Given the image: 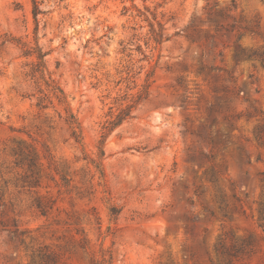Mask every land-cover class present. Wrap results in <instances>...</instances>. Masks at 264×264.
I'll return each instance as SVG.
<instances>
[{
  "label": "rangeland",
  "instance_id": "obj_1",
  "mask_svg": "<svg viewBox=\"0 0 264 264\" xmlns=\"http://www.w3.org/2000/svg\"><path fill=\"white\" fill-rule=\"evenodd\" d=\"M37 1L35 33L33 0H0V264H264V0ZM37 44L84 146L62 107L36 105ZM18 147L41 158L31 191Z\"/></svg>",
  "mask_w": 264,
  "mask_h": 264
},
{
  "label": "trees",
  "instance_id": "obj_2",
  "mask_svg": "<svg viewBox=\"0 0 264 264\" xmlns=\"http://www.w3.org/2000/svg\"><path fill=\"white\" fill-rule=\"evenodd\" d=\"M136 8V7H135ZM147 14L142 13L140 10L138 12L141 14V16L145 17V20L149 24L150 27V38L149 41L153 42L157 47L163 45L165 42L170 40V36L168 35L166 28V24L163 23L161 20H159V17L156 13H150V10L148 8H145ZM125 11L128 12L129 10L125 8ZM33 16L36 23V29L35 33L38 32L39 29V16L41 14H44L42 10L40 9V4L37 0H33ZM218 13L221 16V12H215ZM211 21V20H210ZM15 39H2L1 45H6L8 43L14 44ZM19 45V43H18ZM23 48H26L24 45ZM24 56L27 58H33L36 57L38 60V63L35 64L34 62H31L32 70L27 75L30 77L31 81H34L36 85L39 84V80H42L44 83L45 89L42 86H37L39 97L37 98V107L39 109L45 110L50 105H54L56 102L60 107H62L64 111V118L63 114L60 115L61 118L64 119L65 123L68 125L71 137L74 139V141L81 146H84V132L81 122L79 121L77 115L74 113L72 105L68 99V96L64 89L59 85V83L52 77L51 74L47 71V62L45 61V57L47 56V53L43 52V49L37 44V47L34 49H25L24 50ZM237 60L240 59V55H236L235 57ZM32 97L35 95H31ZM133 110V106H128L124 110H122L119 115L117 116L116 120L111 122L110 125L118 126L122 124L125 120H128L131 118V113ZM99 158L100 160L103 159L105 156V150L101 147L99 149ZM47 152H49L47 150ZM15 155L19 157V160H17V164L20 166H26L28 172L26 173L24 177V183L26 184L28 190L31 191L32 189L38 187L40 185V176H39V167L42 165L41 158L36 152V150H32L29 148H23L18 147V150H15ZM46 159L49 160V168L52 169L57 175L61 177V181L63 184L67 185L68 180L66 176L63 174V171H61L60 167L57 165V163L54 161V158L51 156L50 153H48L47 156H45ZM92 164H94L95 168L104 176L103 172V165L101 162L91 161ZM36 209L42 214V215H48L51 210L53 209L55 205V201H47L45 202L42 198H36L33 204ZM120 214V210H118L116 207H113L111 209V216L114 217V219H118L117 217ZM111 256V255H110ZM57 255L54 253H43L42 250L40 251L38 258L40 260V264H57ZM112 260V257H110ZM111 261L104 258L100 261H96L95 264H110Z\"/></svg>",
  "mask_w": 264,
  "mask_h": 264
}]
</instances>
